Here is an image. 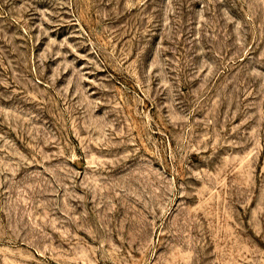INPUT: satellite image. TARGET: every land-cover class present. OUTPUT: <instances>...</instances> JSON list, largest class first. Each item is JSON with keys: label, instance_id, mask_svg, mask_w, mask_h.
Wrapping results in <instances>:
<instances>
[{"label": "rangeland", "instance_id": "374dc122", "mask_svg": "<svg viewBox=\"0 0 264 264\" xmlns=\"http://www.w3.org/2000/svg\"><path fill=\"white\" fill-rule=\"evenodd\" d=\"M0 264H264V0H0Z\"/></svg>", "mask_w": 264, "mask_h": 264}]
</instances>
